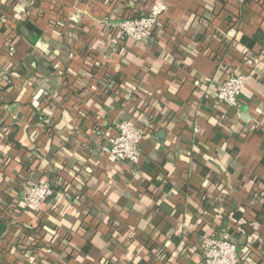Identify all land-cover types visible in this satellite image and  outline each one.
I'll list each match as a JSON object with an SVG mask.
<instances>
[{
	"label": "crops",
	"instance_id": "crops-1",
	"mask_svg": "<svg viewBox=\"0 0 264 264\" xmlns=\"http://www.w3.org/2000/svg\"><path fill=\"white\" fill-rule=\"evenodd\" d=\"M154 1L0 0V264H196L210 236L264 264V0H162L150 40L119 39ZM123 120L135 164L100 147ZM29 181L56 193L37 212Z\"/></svg>",
	"mask_w": 264,
	"mask_h": 264
},
{
	"label": "built area",
	"instance_id": "built-area-1",
	"mask_svg": "<svg viewBox=\"0 0 264 264\" xmlns=\"http://www.w3.org/2000/svg\"><path fill=\"white\" fill-rule=\"evenodd\" d=\"M167 6L164 1H154L148 11L139 16H128L118 23L119 39H130L135 42L150 40ZM5 18L3 17L2 20ZM248 84V76L244 74L228 75L218 86L217 99L227 107H237L240 96ZM145 130L132 120H123L117 125V133L107 136V143L101 144V150L109 163L128 162L135 164L141 156V145L145 138ZM56 193L48 182L29 181L24 196V206L27 210L37 212L42 205ZM200 250L202 259L196 264H240L236 242L220 236L205 238Z\"/></svg>",
	"mask_w": 264,
	"mask_h": 264
},
{
	"label": "trees",
	"instance_id": "trees-1",
	"mask_svg": "<svg viewBox=\"0 0 264 264\" xmlns=\"http://www.w3.org/2000/svg\"><path fill=\"white\" fill-rule=\"evenodd\" d=\"M105 1H107V2L109 1V2H110V0H105ZM222 2L224 3L223 0H222ZM60 24L64 25L62 22H61ZM23 26L27 27V28L30 30V32L33 33V39H32L33 41H32L31 43H35V42L39 39V36L41 35V31L38 30L37 26L33 25V24H32L31 22H29L28 20H26L25 22H23ZM231 29H233V27H232ZM109 39L111 40V38H109ZM259 39H260L259 37H256V38H247V37H245V36H243V37L241 38V40L245 43L247 49H249V48L252 49L253 46H254V44H255ZM247 49L241 53V56H243V57H247V53H248V52H247ZM13 71H15L14 68H13ZM1 221H2V219L0 218V234H1V233L4 231V229H5V226L2 225ZM3 221H4V220H3ZM4 222H5V221H4ZM4 222H3V223H4ZM48 234H51V235H52L51 237H53V238H52L51 240L53 241L54 238L56 237L54 231L51 230V229L47 230L46 234L43 235V238H45V236H47ZM238 253H239V252H238ZM239 256H240V255H239ZM242 258H243V257H242Z\"/></svg>",
	"mask_w": 264,
	"mask_h": 264
}]
</instances>
